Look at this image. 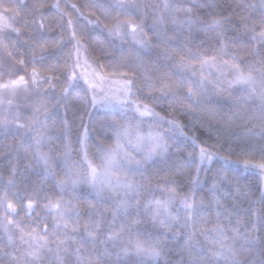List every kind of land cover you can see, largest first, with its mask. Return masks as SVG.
I'll return each mask as SVG.
<instances>
[{"label":"snow or ice","instance_id":"snow-or-ice-1","mask_svg":"<svg viewBox=\"0 0 264 264\" xmlns=\"http://www.w3.org/2000/svg\"><path fill=\"white\" fill-rule=\"evenodd\" d=\"M0 264H264V0H0Z\"/></svg>","mask_w":264,"mask_h":264},{"label":"trees","instance_id":"trees-1","mask_svg":"<svg viewBox=\"0 0 264 264\" xmlns=\"http://www.w3.org/2000/svg\"><path fill=\"white\" fill-rule=\"evenodd\" d=\"M49 3H54L56 2V0H48ZM61 3H63V0H61ZM240 182L242 184H245V183H250L252 184L253 186L255 185V178H249V179H245L243 175H241V178H240ZM187 190V189H185ZM207 191V189L205 188V192ZM205 193L204 192H200L199 195H204ZM257 197L259 196V193L257 192L256 193ZM209 227H211V225H209ZM176 259H179V257H175Z\"/></svg>","mask_w":264,"mask_h":264}]
</instances>
